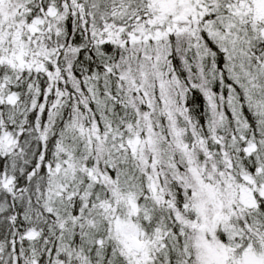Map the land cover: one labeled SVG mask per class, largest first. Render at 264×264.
<instances>
[{"label":"snow or ice","instance_id":"6c2138e0","mask_svg":"<svg viewBox=\"0 0 264 264\" xmlns=\"http://www.w3.org/2000/svg\"><path fill=\"white\" fill-rule=\"evenodd\" d=\"M0 264H264V0H0Z\"/></svg>","mask_w":264,"mask_h":264}]
</instances>
